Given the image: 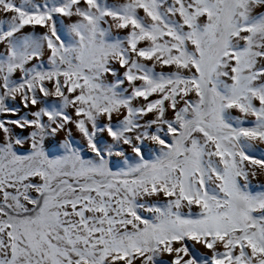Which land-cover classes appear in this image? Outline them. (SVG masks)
I'll use <instances>...</instances> for the list:
<instances>
[{
	"label": "snow or ice",
	"instance_id": "snow-or-ice-1",
	"mask_svg": "<svg viewBox=\"0 0 264 264\" xmlns=\"http://www.w3.org/2000/svg\"><path fill=\"white\" fill-rule=\"evenodd\" d=\"M0 264H264V0H0Z\"/></svg>",
	"mask_w": 264,
	"mask_h": 264
}]
</instances>
